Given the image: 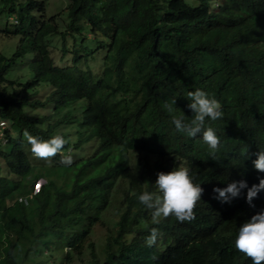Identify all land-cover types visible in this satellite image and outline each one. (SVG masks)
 Listing matches in <instances>:
<instances>
[{
  "label": "trees",
  "instance_id": "trees-1",
  "mask_svg": "<svg viewBox=\"0 0 264 264\" xmlns=\"http://www.w3.org/2000/svg\"><path fill=\"white\" fill-rule=\"evenodd\" d=\"M64 10L60 28L63 12L47 18L45 0H0L13 18L0 34L19 37L11 56L0 52V264H253L235 238L264 209V191L250 207L246 189L221 203L213 188L264 178L252 163L264 151V0H69ZM27 52L32 77L8 79ZM196 89L222 106L223 119L206 121L215 154L164 107L176 99L191 118ZM25 130L69 142L36 161ZM182 166L204 189L195 219L156 224L138 196ZM118 202L98 250L92 232ZM153 227L161 235L148 247Z\"/></svg>",
  "mask_w": 264,
  "mask_h": 264
},
{
  "label": "clouds",
  "instance_id": "clouds-1",
  "mask_svg": "<svg viewBox=\"0 0 264 264\" xmlns=\"http://www.w3.org/2000/svg\"><path fill=\"white\" fill-rule=\"evenodd\" d=\"M190 100L187 107L192 111L191 118L186 117L183 112L174 107L175 100L165 102L164 107L169 113L179 110L180 115L172 116V123L178 132L185 133L190 138L201 136L207 144L211 153L219 151L221 141L215 130L206 125V121H217L223 119L222 106L214 97L200 89L187 93ZM23 135L26 137L32 154L43 160H49L60 154L64 146L69 142L63 135L57 134L48 140H42L31 135L27 130ZM60 163L64 166L73 164L71 155H62ZM254 168L264 173V151L256 153V159L252 161ZM188 166L173 169L168 173L158 172L155 185L158 191H144L138 196V201L146 209L152 210L153 221L160 223L161 217L174 216L177 221L185 222L195 219V209L201 201L204 189L199 183H194V177L190 174ZM38 189V183L36 184ZM35 186V187H36ZM35 189V190H36ZM246 189V202L250 207L258 193L264 191V178L258 184L248 187L244 180L233 181L224 188H213V197L221 203H230L232 199L240 196L241 191ZM158 228L153 227L146 238V245L153 247L160 237ZM235 248L246 257L250 258L253 264H264V209L254 214L248 221L240 225L238 235L235 238ZM151 259H157L152 256Z\"/></svg>",
  "mask_w": 264,
  "mask_h": 264
},
{
  "label": "rangeland",
  "instance_id": "rangeland-1",
  "mask_svg": "<svg viewBox=\"0 0 264 264\" xmlns=\"http://www.w3.org/2000/svg\"><path fill=\"white\" fill-rule=\"evenodd\" d=\"M22 1V0H20ZM46 1V17H52L58 13H61V17L58 18V25L61 28L63 26V21L66 19V12H65V7L68 5L69 0H45ZM12 17H7L6 14H0V29H3L6 22L10 21L12 22ZM56 37L53 36L50 38V41L53 42ZM19 44V37L18 36H12V37H5L0 34V52L9 57L13 54V52L16 50ZM32 58L31 52H27L24 54L23 58L19 59L16 61V63L8 70L6 77L8 79H19L20 81H27L32 77V73L29 68V62ZM58 61V58L56 59ZM67 59L60 61L61 64L67 63ZM98 62V61H97ZM99 63V62H98ZM96 65H99V64ZM39 92L36 94V98H43L44 93L47 92V89L45 87H40ZM83 105V103H82ZM33 113H37L40 115V113H44L45 110L41 108L34 109L32 111ZM36 161H39L36 160ZM1 163V161H0ZM44 179H39L38 180V185H40ZM37 186L35 187V189ZM121 206L120 202L115 203L112 208L110 209L109 212L104 216L106 220V224L104 226H96L92 232V237L95 240L97 244L98 250H100L101 242L103 240V237L106 232V227L113 224L114 220L117 218V213L115 212L116 208ZM108 215V216H107ZM72 264H79L78 260L74 261ZM83 264H86L85 262Z\"/></svg>",
  "mask_w": 264,
  "mask_h": 264
},
{
  "label": "built area",
  "instance_id": "built-area-1",
  "mask_svg": "<svg viewBox=\"0 0 264 264\" xmlns=\"http://www.w3.org/2000/svg\"><path fill=\"white\" fill-rule=\"evenodd\" d=\"M7 125H8V123H7V121L6 120H2V119H0V138H2V136H3V132H2V130L3 129H5L6 127H7ZM37 190V189H36ZM35 190V191H36Z\"/></svg>",
  "mask_w": 264,
  "mask_h": 264
}]
</instances>
